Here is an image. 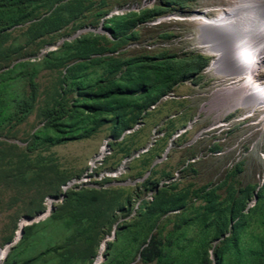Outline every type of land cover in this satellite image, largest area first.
Listing matches in <instances>:
<instances>
[{"label":"rangeland","instance_id":"374dc122","mask_svg":"<svg viewBox=\"0 0 264 264\" xmlns=\"http://www.w3.org/2000/svg\"><path fill=\"white\" fill-rule=\"evenodd\" d=\"M225 4L224 1L218 0H84V8L79 17L70 19L61 28L50 26L49 20L36 24L49 14L43 10L39 12L41 19L36 17L25 20L5 31L0 39V51L15 40L21 47L17 53L11 54L10 62H1L5 54L0 53L1 68L8 63L13 65L14 62L24 59L36 62L45 46H55L57 42L72 40L81 34L93 32L104 38L98 43L104 50L91 54V57L102 56L106 60L116 56L125 61L133 58L150 61L167 57L171 61H179V66L185 64L181 68V74L186 77L182 78L173 90L177 95H191L196 104L186 109L185 99L159 102L156 109H148L143 117V125L133 132L126 133L122 139L113 136L111 124H105L87 138L50 147L41 145L32 150L29 149L32 132L43 122L42 109L51 107L62 92L61 78L67 65L59 62L54 67L42 68L34 76L38 98L33 111L10 133L0 135V260L4 259L5 250L11 245L8 242L13 241L15 233H19L25 217H38L39 221L49 215L39 216L46 209L48 198L52 199L48 201V205L53 203L49 212L53 211L52 213L58 215L82 209L80 201L70 200V190L90 191L86 194L91 204L87 203L90 211L85 214V225H89L91 235L75 237L73 231L62 232L56 229L54 237L58 244L45 255L50 264H92L98 256L101 257L99 264H104L107 259V244L104 242L112 241V231L117 229V225L133 219L140 200L152 198L153 190L144 189V183L148 179L150 182L157 181L158 187H169L172 192H178L180 189L182 191L192 183L193 186L187 191V205L184 207L190 217L194 216L196 211H202L205 202L198 195L207 185L221 182L222 186L217 191L221 201L227 199L229 193L232 197L246 193L248 197H252L249 186H260L264 181V117L261 118L263 112L256 110L251 113L249 110L245 112L243 109H237L221 118L224 112L230 110V102L228 105L223 102L221 106L225 107L220 108L222 114L216 122H212L211 115H201L197 118L195 126H191L183 134L182 130L173 140L171 135H166V132L169 133V125L171 127L176 124L173 127L180 129L188 123V119L185 120L186 110L190 113L189 118L197 113L201 96L196 93L204 94L202 96L207 98V86L211 81L208 72L202 71L201 66H207L212 57L192 48L194 39L187 38V35L192 31L194 24L188 19L179 18L212 9L207 12L210 16L217 12L214 10L216 7H223ZM127 6L134 8L132 11L137 13L153 9L159 11L160 6L162 8L159 14L139 21L133 27V39L126 42L118 38L114 40L109 35V30L100 28L102 20L115 9ZM168 15L172 17L157 22V19ZM113 43L118 44L115 49H112ZM196 62V68L186 67L189 63L195 65ZM72 63L73 61L69 64ZM257 78L264 79V63L257 73ZM193 79L202 82L200 91L195 92L192 86L183 84H190ZM212 88L211 86L210 89ZM68 97H71V94H68ZM175 109L178 116L166 118ZM233 116L235 120L229 130H222L219 126L207 129L220 121L227 122ZM154 129L155 133L152 135ZM153 141L155 143L148 151L142 152L135 159L124 161L126 156L146 146L148 148V144ZM169 144L171 146L166 150ZM104 150L107 153L97 161L96 157ZM200 152L202 154L199 158L194 159ZM6 159L18 166L10 169ZM122 165L124 167L120 169ZM19 167L23 168L21 173ZM172 176V179L168 178ZM70 183L68 188L66 185ZM64 186L67 187L66 191L63 190ZM252 201L247 200L248 204ZM178 211L181 209L162 215L147 240L149 241L153 233H157L160 239L166 242L170 231L176 227L175 213ZM24 223L25 226L29 224ZM110 232L112 233L108 235ZM216 242L209 241L207 249L212 252ZM120 258L122 261L123 255L120 254ZM211 258L213 259V255ZM126 264L154 263L142 262L139 252L136 254V251H133Z\"/></svg>","mask_w":264,"mask_h":264},{"label":"trees","instance_id":"16d2710c","mask_svg":"<svg viewBox=\"0 0 264 264\" xmlns=\"http://www.w3.org/2000/svg\"><path fill=\"white\" fill-rule=\"evenodd\" d=\"M63 1L0 0V39L15 25L40 18L39 12L43 10L49 14L37 20L36 24L49 20L50 26L61 28L70 19L78 18L83 11L84 0ZM161 8L159 11H130L106 18L103 28L110 31L112 39L126 42L133 39L135 32L132 29L139 21L159 14ZM102 39L98 33L81 34L63 41L55 50L37 58L36 62L24 59L0 67V135L10 133L31 114L38 98L34 76L42 68L54 67L59 62L67 65L61 78L62 92L51 107L42 109L43 122L31 135L29 149L32 150L41 145L50 147L87 138L105 124H111L113 136L118 138L138 122L143 110L155 103L175 82L186 77L181 74L185 64L179 66V61H171L167 57L150 61L140 58L125 61L116 56L106 60L102 56L91 57V54L104 50L102 45H98ZM113 45L112 49H115L118 44ZM20 47L15 40L2 49L0 53L5 55L1 62H10L11 54L17 53ZM71 61L73 63L69 64ZM189 64L186 67L196 68L193 63ZM6 164L10 169L18 166L10 159H6ZM22 167H19L20 173ZM149 180L144 183V189L153 190L152 198L140 200L133 219L117 225V229L112 231L114 238L106 242L107 259L104 264H126L133 251L139 252L142 262L154 264H264V181L260 186H249L252 197L247 193L232 197L229 193L222 201L217 194L221 182L207 185L198 195L205 202L202 211H196L190 217L184 207L192 183L182 191L172 192L169 187H158L157 181ZM89 192L87 189L68 192L70 200L80 201L82 209L62 215L51 211L45 219L24 226L22 236L10 247L0 264H50L45 255L58 244L54 237L56 229L73 231L75 237L91 235L89 225H85V214L90 211L87 203L91 204L86 195ZM255 197L256 200L249 205L247 200ZM179 209L181 211L175 213L176 227L170 231L167 241L163 242L157 233H153L148 241V235L159 218ZM18 236L19 233H15L13 240ZM211 240L217 241L212 252L207 249ZM120 254L123 255L122 261Z\"/></svg>","mask_w":264,"mask_h":264},{"label":"bare ground","instance_id":"6f19581e","mask_svg":"<svg viewBox=\"0 0 264 264\" xmlns=\"http://www.w3.org/2000/svg\"><path fill=\"white\" fill-rule=\"evenodd\" d=\"M230 1L227 8L215 15L193 14L192 20L196 26L190 36L194 39V49L212 56L207 69L211 75L219 78V82H227L218 87L216 95L220 99L229 98L226 101L227 105L230 102V109L240 107L251 113L264 110V81L260 83L254 78L264 51V31L260 28L264 5L258 0L253 3L252 0ZM171 17L172 15L164 16L161 20ZM106 153V150L101 151L96 157L97 161ZM123 167L124 165L120 169ZM70 185L71 183L66 186L69 188ZM66 186L64 191L67 190ZM49 200L52 199L46 200V209L40 215L47 214L52 208L48 205ZM107 241L109 240L104 243ZM100 259L98 256L95 263L99 264Z\"/></svg>","mask_w":264,"mask_h":264},{"label":"clouds","instance_id":"9594fccd","mask_svg":"<svg viewBox=\"0 0 264 264\" xmlns=\"http://www.w3.org/2000/svg\"><path fill=\"white\" fill-rule=\"evenodd\" d=\"M225 6H227V5H225ZM133 9L132 8H130V7H126V8H121V9H115V11H113V12H110L103 20H102V24H101V27L100 28H102L103 27V22H104V20L106 19V18H111V17H113V16H120V15H123V14H125V13H128V12H130V11H132ZM210 10H212V9H210ZM210 10H208V12L210 11ZM214 10H216V9H214ZM198 13H200V14H202V12L201 11H197ZM195 14V13H194ZM203 15V14H202ZM213 15H215V14H213ZM193 16V15H192ZM192 16H189V17H185V18H189L188 20L189 21H191L193 24H194V27H193V29H192V31L190 32V33H188V35H187V38H189V39H191V37L192 36H190V35H192L193 33H194V29H195V26H196V23L195 22H193V17ZM206 16H209V15H207L206 14ZM210 16H212V15H210ZM161 20V18L160 19H157V22L158 21H160ZM64 41V40H63ZM63 41H60V42H57L56 44H55V46H51V45H47V46H45L44 47V51H42V53L38 56L39 58L40 57H42L47 51H49V50H55L56 48H57V46L58 45H60ZM192 48L194 49V46H192ZM196 50V49H195ZM205 54V53H204ZM207 55V54H206ZM209 56H211V55H209ZM212 57V56H211ZM212 59V58H211ZM211 61V60H210ZM210 61H209V63H210ZM209 63H208V65H209ZM208 65L206 66H201V69H202V71L204 70H206L207 69V67H208ZM194 67H197V62H196V64L194 65ZM208 70V69H207ZM194 73V72H193ZM192 73V74H193ZM207 75L211 78V74L208 72L207 73ZM192 76V75H191ZM191 76H189V77H191ZM188 77V78H189ZM182 81V79L181 80H178L177 82H175L173 85H172V87L165 93V94H163V95H161L160 97H159V99L155 102V103H153L152 105H150L149 107H147V109H145V110H143L142 111V113H141V118L138 120V122L136 123V124H134L133 125V127H131L130 129H126L125 131H123V133H122V135L120 136V139H122V137L126 134V133H130V132H133L134 131V129L135 130H137L141 125H143V117H144V115H146V113H147V111H148V109L149 110H153V109H156L157 108V104L159 103V102H162V101H167L168 99H175V100H179V99H185V100H187V103H188V106H193V105H195L196 104V102H194L193 101V99H192V97H191V95H189V94H187V95H177L176 94V92L173 90V88H174V86L175 85H177V83L178 82H181ZM205 81H207V80H205ZM198 83V84H197ZM183 84L185 85V86H192L194 89H195V92L198 90V91H200V89L202 88V82L201 83H199L198 82V80L196 79H193V80H190V84H187L186 82H183ZM211 81L209 82V84H208V86H207V88L209 89V92L211 91V89H210V87L212 86L213 87V89H214V86L211 84ZM180 87V86H179ZM206 88V89H207ZM177 89V88H176ZM208 92V93H209ZM197 95H200L201 96V101H199V103H198V105H197V113L195 114V115H193L191 118H189L188 120H187V124L185 125V126H183V127H181L180 129H177L175 132H174V134H172L171 136V140H173L175 137H177V136H179L180 134H181V131L182 130H184L183 132H182V134L184 133V132H186V130L187 129H190L191 128V126H195V124H196V120H197V116H198V109H199V107H200V104L202 103V101H204V100H206V99H208V97L207 98H204L202 95H204V94H199V93H196ZM208 95V94H207ZM200 96H198V97H200ZM195 97H197V96H195ZM203 98V99H202ZM197 99V98H196ZM196 112V111H195ZM178 116V112L176 111V109L174 110V112L173 113H171L168 117H166V118H175V117H177ZM195 117H196V120H194L195 119ZM157 126V125H156ZM208 129V128H207ZM153 133H155V129H154V131H152L151 132V134L153 135ZM179 134V135H178ZM151 135V136H152ZM163 135H165V133H163ZM159 137V136H158ZM155 143V141H153L152 143H150V144H148V148H146V147H144V148H142L140 151H135V152H133L130 156H126L124 159V161H128V160H131L132 158H137V156H140V154L143 152H145V151H148L149 150V148L152 146V144H154ZM171 145L169 144V146H167V148H166V150L170 147ZM165 150V151H166ZM202 153L200 152L199 153V155H197L194 159H198L199 158V156L201 155ZM123 163V162H122ZM187 164V163H186ZM172 178H173V176H172ZM171 178V179H172ZM256 198V197H255ZM254 198V200L252 201V203H250L249 205H252L253 204V202L256 200ZM50 213V212H49ZM48 213V214H49ZM44 215V214H43ZM45 215H47V214H45ZM39 216H41L40 214H39ZM112 237L114 238V233H112ZM4 260V259H3Z\"/></svg>","mask_w":264,"mask_h":264},{"label":"built area","instance_id":"2783aa9c","mask_svg":"<svg viewBox=\"0 0 264 264\" xmlns=\"http://www.w3.org/2000/svg\"><path fill=\"white\" fill-rule=\"evenodd\" d=\"M218 1H224L226 3L225 5H227V6L224 5L223 7H221V6L216 7L215 9H216L217 12L215 14H217L223 8H227L228 5L231 3L230 0H218ZM256 1L257 0H252V3L253 2H256ZM258 1L261 2L262 5H264V0H258ZM207 12L208 11L202 12L203 16H205L207 14ZM261 14H262L261 15L262 17H261V20H260V28H262V31H264V11H262ZM262 35L264 36V34H262ZM263 63H264V51H263V55L261 57V60H260V62L258 64V68H257L256 72L254 73V78L258 82H260V83H262L264 81V79L263 80H259L257 78V73L260 70V67H262ZM205 71L206 72H209L207 69ZM218 80H219V78H217L214 75H211V83L214 86V89L212 88L211 91L208 93V99L202 101V103L200 104V107L198 109V116H197V118L199 116H201V115H203V116L211 115L212 122H216L219 119V115L222 114L220 108L221 107H225V106H221V103L227 102L226 100L229 99V98H225L224 97V98H221L220 99L216 95L217 94L218 87H220L221 85L227 83V82H219ZM237 109H242V108L238 107V108H235V109H230V110L224 112L223 113V116L221 118H224L225 116H228L229 114H231L233 111H235ZM255 111H253L252 113H254ZM258 111L263 112V114H261V118H263L264 117V110H258ZM250 114H245V116H249ZM194 120H196V117H195ZM234 120L235 119H234V116H233L227 122L220 121V122L216 123L215 126L214 125H210L208 127V129H211L213 127H218L219 126L222 130H224V129L229 130L230 127H231V124L234 122Z\"/></svg>","mask_w":264,"mask_h":264},{"label":"water","instance_id":"95a60500","mask_svg":"<svg viewBox=\"0 0 264 264\" xmlns=\"http://www.w3.org/2000/svg\"><path fill=\"white\" fill-rule=\"evenodd\" d=\"M256 199V198H255ZM49 213V212H48ZM47 213V214H48ZM37 219H38V217L36 218V217H25V221L24 222H26V223H29V224H31V223H33L34 221H37ZM23 222V224L22 225H20V235H19V237L17 238V239H15V240H13L12 242H10V244H11V246L12 245H14L19 239H20V237L22 236V234H23V227L25 226V223ZM9 251V250H8ZM8 251L5 253V256H4V259H5V257H6V255H7V253H8Z\"/></svg>","mask_w":264,"mask_h":264},{"label":"crops","instance_id":"0c3cea01","mask_svg":"<svg viewBox=\"0 0 264 264\" xmlns=\"http://www.w3.org/2000/svg\"><path fill=\"white\" fill-rule=\"evenodd\" d=\"M187 108H189L188 103H187V105H186V109H187ZM173 111H174V110H173ZM189 116H190V113H188L187 110H186V111H185V120L189 119ZM172 125H173V126H176V124H172ZM169 126H170V125H169ZM169 126H168V130H169L168 132H169V133L166 132V135H167V134L172 135V134L178 129V128L173 127V126H171V127H169ZM175 128H176V129H175ZM165 130H166V129H165Z\"/></svg>","mask_w":264,"mask_h":264}]
</instances>
